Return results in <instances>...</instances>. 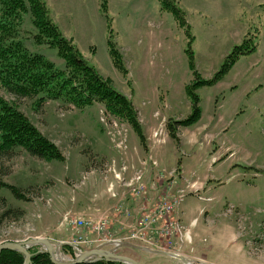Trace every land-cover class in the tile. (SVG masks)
Returning a JSON list of instances; mask_svg holds the SVG:
<instances>
[{
  "label": "rangeland",
  "instance_id": "obj_1",
  "mask_svg": "<svg viewBox=\"0 0 264 264\" xmlns=\"http://www.w3.org/2000/svg\"><path fill=\"white\" fill-rule=\"evenodd\" d=\"M45 2L63 35L89 65L133 102L146 137L165 121L168 138L151 152L159 168L150 161L148 168L155 173L178 171L169 195L183 190L184 199L173 215L182 231L169 241L154 239L166 248L164 255L134 247H123L117 254L138 264H185L181 257L171 256L176 252L193 264H264V0H176L188 27L181 26L158 0H107L106 14L99 0ZM110 31L127 75L109 55ZM36 34L29 15L17 40L66 70L57 49L35 44ZM247 37H255L257 50L240 57L216 84L196 90L201 116L196 123L177 128L179 143L172 139L169 123L192 114L188 88L197 81L195 72L202 80H212L233 48ZM0 96L65 157L46 162L23 149L0 156V179L20 188L26 197L19 200L7 189L0 191L5 199L0 200V245L46 239L67 242L72 232L64 218L77 216L74 208L79 203L117 201L107 191L104 172H110L115 161H126L124 154L132 150L133 141L143 143L126 120L112 115L102 103L78 109L61 100L48 101L36 110L39 97L21 98L3 88ZM112 137L124 144L118 148L120 142ZM128 157L129 165L140 167ZM121 177L125 180V174ZM196 181L198 188H191ZM137 201L141 205L145 199ZM9 209L23 216L5 214ZM59 252L68 264L78 262L66 247Z\"/></svg>",
  "mask_w": 264,
  "mask_h": 264
},
{
  "label": "trees",
  "instance_id": "obj_2",
  "mask_svg": "<svg viewBox=\"0 0 264 264\" xmlns=\"http://www.w3.org/2000/svg\"><path fill=\"white\" fill-rule=\"evenodd\" d=\"M104 14L108 11L107 0H99ZM163 9L171 12L181 26L188 27L184 11L176 0H158ZM37 30L34 42L58 50L66 64V70H59L55 64L40 54L31 53L25 44L17 40L27 16ZM108 39L109 55L115 67L128 74L124 58L113 41V32ZM255 37H247L242 44L233 48L221 69L210 81L202 80L195 72L196 83L188 88L193 101L192 114L185 120L170 122L172 139L180 142L177 128L196 123L202 113L200 97L196 90L200 86H212L222 80L240 57L257 50ZM191 68L195 70L194 54L189 50ZM0 88L21 98H36L35 109L39 110L48 101H63L65 104L84 109L94 103L104 104L112 115L126 120L138 133L140 141L146 143V135L133 102L118 92L83 58L72 40L67 39L53 21L45 0H0ZM16 149L25 150L30 156L50 162L64 160L62 151L44 136L40 130L12 103L0 96V156H7ZM9 190L19 200L26 197L20 188L6 184L0 179V191ZM0 200L5 201L0 197ZM23 216L18 210L9 209L5 214ZM31 264H54L47 252L29 249ZM25 256L13 250L3 251L0 264H24ZM79 264H123L101 261Z\"/></svg>",
  "mask_w": 264,
  "mask_h": 264
},
{
  "label": "built area",
  "instance_id": "obj_3",
  "mask_svg": "<svg viewBox=\"0 0 264 264\" xmlns=\"http://www.w3.org/2000/svg\"><path fill=\"white\" fill-rule=\"evenodd\" d=\"M165 121L160 124V128L156 129L152 135L154 145H160L165 142ZM162 136V137H161ZM117 137H112V141L116 144L120 142L118 148L124 142L117 141ZM116 140V141H115ZM152 162L154 168H158L157 160L149 157L148 161H144L146 166L148 162ZM117 162L111 169L113 180L108 182L107 191L112 198H119L118 190L122 191L123 198L105 214L91 218L82 215H68L64 218L65 227L72 232V237L67 242L52 243L53 247L63 249L66 247L76 256L75 261L93 262L112 261L117 256L118 251L126 246H138L148 252L164 251L166 248L160 247L159 243L154 241L167 240L176 235L177 231H182L179 220L173 217L176 209L184 199V195H169L174 185L176 172L166 171L157 172L151 187L145 183L146 175L144 172L135 174L134 178L125 183L122 181L120 172L116 169ZM128 168L123 167V172H127ZM122 181V182H120ZM198 182L190 185L191 188H198ZM157 192L156 198L150 203L147 198L149 190ZM146 196V197H145ZM144 198L145 202L135 209L127 208L126 205L132 201ZM139 203V201H137ZM118 221V227L114 228V222ZM114 231H118L115 233ZM56 249L49 254L52 261L67 264L68 259L62 256ZM48 247L45 252H48ZM181 253H173L172 256L180 258ZM185 264H193L190 260H185Z\"/></svg>",
  "mask_w": 264,
  "mask_h": 264
},
{
  "label": "crops",
  "instance_id": "obj_4",
  "mask_svg": "<svg viewBox=\"0 0 264 264\" xmlns=\"http://www.w3.org/2000/svg\"><path fill=\"white\" fill-rule=\"evenodd\" d=\"M53 19V18H52ZM54 21V20H53ZM141 121V120H140ZM146 143L143 144L142 146L137 144L135 141H133V148L132 150H130L131 148H128L129 151L126 152V154L123 153V151L121 152L122 154H124L126 161H124L123 163L117 162V164L119 165L118 167V172L125 174V183H128L130 181V179L135 175V174H139L144 172L146 175L145 178V183H147L150 187L153 184V178L152 175H150L151 173H153V170L149 169L148 166H144L143 162L146 161L149 157V155L152 152V144H151V137H146ZM124 156H122L119 160L123 161L125 158ZM132 157L130 159H132L135 163L137 162V164H140V167L138 166H131L128 164V160L129 157ZM115 161V160H114ZM113 162V161H112ZM122 166H126L128 168L127 173H123V170L121 169ZM108 169V168H107ZM95 171V170H93ZM105 174L107 173L108 175L105 177V175H103V181L104 180H113V174L110 170L109 171H105ZM119 193V199L116 201H111L109 199L106 200H102V201H95V205L94 203L91 205L89 203H79L77 206H75V210L78 211V214H82L91 218H97L103 214H105L106 212H108L111 208H113L118 202L119 200H121L123 198L122 192L121 191H117ZM157 192L153 191L151 189V192L148 194L147 198L150 199V203L156 198L157 196ZM129 201L131 203H128V205H126L127 208L130 209H135L137 207L140 206L139 203H137V201H132L131 199H129ZM97 204V205H96ZM79 208V209H78ZM81 209V210H80ZM118 227V221L116 220V222H114V228ZM165 252H161V253H151L153 256H160V255H164Z\"/></svg>",
  "mask_w": 264,
  "mask_h": 264
},
{
  "label": "water",
  "instance_id": "obj_5",
  "mask_svg": "<svg viewBox=\"0 0 264 264\" xmlns=\"http://www.w3.org/2000/svg\"><path fill=\"white\" fill-rule=\"evenodd\" d=\"M39 244H42L45 247H48L49 254H52L53 246L49 240H40V241L34 240V241H30L28 243H25V242L3 243L0 245V256H1L2 252L6 251V250L18 251L25 256V263L24 264H31L32 263V254L30 253L29 248H30V246L39 245ZM114 258L115 259L112 261H115V262H123L125 264H137L135 261L128 259V258L117 257V256H114ZM81 261H78V262L73 263V264L81 263ZM53 263L54 264H62V263H59L57 261H53Z\"/></svg>",
  "mask_w": 264,
  "mask_h": 264
}]
</instances>
